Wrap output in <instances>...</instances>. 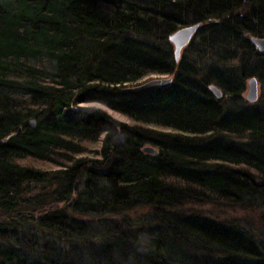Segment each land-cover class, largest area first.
<instances>
[{
    "label": "trees",
    "instance_id": "1",
    "mask_svg": "<svg viewBox=\"0 0 264 264\" xmlns=\"http://www.w3.org/2000/svg\"><path fill=\"white\" fill-rule=\"evenodd\" d=\"M251 36L264 0H0V264H264ZM151 75L171 84L135 90Z\"/></svg>",
    "mask_w": 264,
    "mask_h": 264
},
{
    "label": "rangeland",
    "instance_id": "2",
    "mask_svg": "<svg viewBox=\"0 0 264 264\" xmlns=\"http://www.w3.org/2000/svg\"><path fill=\"white\" fill-rule=\"evenodd\" d=\"M193 38V37H192ZM171 45V44H170ZM171 50L173 51V46L171 45ZM184 50V49H183ZM182 50V52H183ZM257 52V51H256ZM259 61H257L259 63V67H258V72L260 75H254L253 76V79H255V82H256V88H257V91H256V100L252 103H249L246 101L245 99V96H246V93L248 91V84H247V81L251 78H247L244 80V83H243V88H242V91L240 92V102H243L245 104H242V107H248V108H259V109H264V57H260L258 58ZM207 62H210V60H208ZM255 62V60H250L249 64L252 66ZM262 63V64H261ZM260 64L262 65V71L260 72ZM255 65V64H254ZM237 66H238V61H231V62H227L226 64V67L229 69V70H235L237 69ZM167 78H171L167 75H151L147 78H145L141 84H143L144 82L148 81V80H151V79H167ZM224 104H225V108H230V107H234L233 106V103H232V100L231 98L229 97H226L225 101H224ZM85 106H96V107H99L103 110H105L108 114H110L113 118L119 120V121H122V122H127V120L121 116H119L118 114H115L113 112H111L110 110L98 105V104H89V105H85ZM241 108V107H240ZM98 147V145L96 146ZM41 168L43 169H55L54 166H40ZM25 186L28 187V191H26L27 193L29 192V194H33V193H36L38 190H39V184H37L36 182L34 181H29L27 183H25ZM24 186V187H25ZM24 194H25V190H24ZM51 206H53V204H50ZM48 204H46V201H44V206L42 204V207H45L47 208L48 206H50ZM208 208V207H207ZM26 210V209H25ZM24 210V212H25ZM206 210L205 206L203 207V211ZM26 212H29V211H26ZM232 213V211H231ZM233 214L237 217H239L238 221H240L242 224L243 222L245 221V219H248L249 221H251V223H253L255 226H252V224L250 226L254 227L257 229V234L259 233V230L258 228L260 229L261 228V225L260 223L258 222V212L256 209H239L235 212H233ZM7 218L5 215H2L1 212H0V220L2 219H5ZM6 221H9L8 219H6ZM244 223H248V222H244Z\"/></svg>",
    "mask_w": 264,
    "mask_h": 264
},
{
    "label": "water",
    "instance_id": "3",
    "mask_svg": "<svg viewBox=\"0 0 264 264\" xmlns=\"http://www.w3.org/2000/svg\"><path fill=\"white\" fill-rule=\"evenodd\" d=\"M198 28V25H190V26H184L176 31H174L172 34L168 36L169 43L173 46V55L174 60L177 62L180 58L182 50L190 43L193 35L195 34L196 30ZM250 42L256 49V51L260 54H264V37H249ZM171 84V79H151L143 84L137 86L135 90L138 89H144L148 87H158V88H166ZM248 84V91L246 93L245 99L247 102L252 103L256 100V82L255 79L251 78L247 81ZM209 91L216 97L220 98L222 96L220 90L215 87L214 85H210L208 87ZM28 124H30L32 127L35 126L34 120H29ZM143 150L145 152L155 153L156 149L150 145H146Z\"/></svg>",
    "mask_w": 264,
    "mask_h": 264
}]
</instances>
